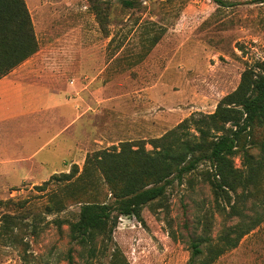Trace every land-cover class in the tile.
<instances>
[{"label":"rangeland","instance_id":"obj_1","mask_svg":"<svg viewBox=\"0 0 264 264\" xmlns=\"http://www.w3.org/2000/svg\"><path fill=\"white\" fill-rule=\"evenodd\" d=\"M24 1L38 49L8 74L26 78L38 68L33 76L78 104L80 120L51 138L70 119L67 108L58 124L5 153L28 161L24 169L0 171V264H187L189 242L199 236L207 239L199 257L209 264H264V173L246 188L237 184L235 193L218 190L222 179L207 160L169 185L161 202L145 205L141 220L119 213L109 238L80 245L67 223L84 202L115 204L102 175L89 163L85 170L87 156L119 151L126 141L151 150V138L192 114L212 113L242 72L256 68L264 59V3L139 0L130 9L111 4L100 23L89 0ZM262 136L257 127L245 142L253 159ZM232 161L245 174L242 150ZM74 166L70 180L44 185ZM255 219L235 247L216 255L229 228L239 231Z\"/></svg>","mask_w":264,"mask_h":264},{"label":"trees","instance_id":"obj_2","mask_svg":"<svg viewBox=\"0 0 264 264\" xmlns=\"http://www.w3.org/2000/svg\"><path fill=\"white\" fill-rule=\"evenodd\" d=\"M252 1L264 3V0ZM138 3L139 0H89L100 23L106 18L111 4L130 9ZM37 49L38 42L25 1L0 0V79ZM257 127L262 129L263 136L259 142L260 154L253 159L245 150V142L252 141ZM149 143L151 150H146L142 143L132 148V142L126 141L121 143L119 151L104 148L87 156L85 170L88 171L91 164L102 175L115 204L82 203L77 218L67 222L72 240L86 246L98 235L109 238L119 213L141 220L145 205L161 202L169 185L174 181L181 182L185 174L204 160L222 179L216 183L218 190L225 186L235 193L237 184L246 188L247 183L264 173V59L257 62L255 69L242 72L236 89L222 97L212 113H199L198 117L192 114L161 136L151 138ZM241 150L247 164L245 174L236 173L232 161ZM75 167L68 173L52 174L44 185L53 180H70L77 171ZM226 193L230 211L234 213L235 202L231 204V197ZM241 197L236 194V198ZM259 222L260 219H255L247 227H239V231L237 227L229 228L221 238L223 247L215 252L216 255L235 247L239 239ZM205 240L203 236L190 240L187 264H209L211 259L199 257L203 254L201 244Z\"/></svg>","mask_w":264,"mask_h":264},{"label":"crops","instance_id":"obj_3","mask_svg":"<svg viewBox=\"0 0 264 264\" xmlns=\"http://www.w3.org/2000/svg\"><path fill=\"white\" fill-rule=\"evenodd\" d=\"M35 71L38 68L28 70L26 78L8 74L0 79V171L7 165L19 168L25 166L22 163H26L27 158L17 155L8 158L4 157L5 153L14 154L28 138L46 131L50 124L59 123L60 117L68 113L67 108L71 113L68 114L70 119L59 130H55L51 138L66 132L68 124L80 120L76 116L78 104L76 107L69 105L70 102L62 98L60 92L51 91L49 84L41 82L42 78L33 76ZM64 147L67 148V142Z\"/></svg>","mask_w":264,"mask_h":264}]
</instances>
